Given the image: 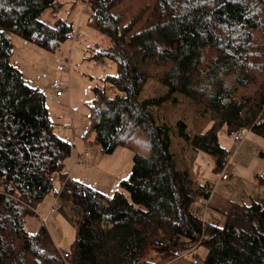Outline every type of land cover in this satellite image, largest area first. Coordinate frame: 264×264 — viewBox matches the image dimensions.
Returning a JSON list of instances; mask_svg holds the SVG:
<instances>
[{
    "label": "trees",
    "instance_id": "obj_1",
    "mask_svg": "<svg viewBox=\"0 0 264 264\" xmlns=\"http://www.w3.org/2000/svg\"><path fill=\"white\" fill-rule=\"evenodd\" d=\"M122 1L88 0V24L110 42L89 59L115 65L102 83L120 92L108 97L104 87L92 88L88 129L105 154L118 145L133 150L121 191L104 195L65 179L73 144L59 135L43 92L10 61L9 32L46 50L66 40L72 23L39 20L62 3L0 0V264H64L43 224L34 234L25 227L54 190L53 174L63 180L59 197L78 218L71 264H158L149 250L165 258L199 245L206 247L199 264H264V207L233 203L219 210L222 225L195 215L208 184L196 185L178 167L170 127L150 109L177 102L178 93L210 112L203 132L191 133L183 119L173 127L192 149L211 155L217 171L228 160L220 129L231 135L248 127L264 138V0H155L148 13L144 6L126 22L113 13ZM148 78L166 92L141 99ZM256 178L264 185V167ZM158 233L174 241L160 242Z\"/></svg>",
    "mask_w": 264,
    "mask_h": 264
},
{
    "label": "rangeland",
    "instance_id": "obj_2",
    "mask_svg": "<svg viewBox=\"0 0 264 264\" xmlns=\"http://www.w3.org/2000/svg\"><path fill=\"white\" fill-rule=\"evenodd\" d=\"M56 1L62 3L58 12L46 9L39 20L52 23L56 18L64 19L72 23L73 28L78 27L81 39L75 42L66 39L53 50H46L9 32L13 44V55L10 61L17 65L27 84L43 92L46 108L50 112L49 116L58 128L62 124L70 123V118H72L75 128L74 135L69 129H60L59 135L62 137L66 135L69 138L73 144L72 154L75 152V140L85 143L86 148L84 149L88 152L86 158L88 161L74 165L76 166L74 174L76 179L92 188L93 191L111 195L115 191H121L119 181L127 179L130 174L133 150L124 145H118L112 153L105 154L93 141V133L88 129L92 88L97 85L104 87L108 97L120 94L107 83H102L105 75L115 73V65L106 59L102 61L89 59L94 48L106 47L110 42L107 37L94 31L88 24L89 10L86 1ZM154 2L155 0H123L113 9V13L120 12L123 21L126 22L144 6L145 13H148ZM68 63L70 64L69 73L58 71V65L67 66ZM59 80L64 88H69V96L67 92H64L62 99L54 97L56 96L55 91L50 86L53 81ZM145 82L140 94L141 99L160 96L166 92V87L155 78H148ZM174 96L177 102L167 100L159 106H151L150 109L158 122H164L170 127V150L175 156L178 167L188 168L195 184L208 183L214 186L215 195L213 202L209 203L206 209V219L212 215L222 225L223 218L219 210L233 203L249 205L255 201L264 207V185L259 184L256 178L264 167V158L261 156V152L264 151V138L248 129L247 136L237 147L226 129H220L217 133L218 141L228 152L227 161L229 162L227 170L224 171L227 179L221 180L219 175L222 169L217 171L212 156L204 151L192 149L189 143L184 142L175 134L173 127L177 120L183 119L188 124V130L198 134L210 126L211 113L206 111L202 105L185 98L184 95L175 93ZM74 158L69 156L73 162ZM67 178L68 176L65 179ZM53 186L59 188L60 179L56 178ZM51 197H53V191L37 204L35 214L26 218V230L34 234L40 224H43L57 248L61 251H70L78 226L75 208L58 196V198L55 197L54 202H59L61 209L49 214V208L54 203L51 202ZM156 238L165 243L174 241V239L162 237L160 233ZM173 252H169L165 258H159L155 255V251L149 250L147 257H154L158 264H199V260L205 255L206 247L199 245L190 251L183 250L179 256L173 255Z\"/></svg>",
    "mask_w": 264,
    "mask_h": 264
},
{
    "label": "built area",
    "instance_id": "obj_3",
    "mask_svg": "<svg viewBox=\"0 0 264 264\" xmlns=\"http://www.w3.org/2000/svg\"><path fill=\"white\" fill-rule=\"evenodd\" d=\"M85 1H86V3H88V0H84V2ZM66 39L71 40L72 42H75L76 40L81 39V33L78 30L77 26L74 27L72 30H70L66 34ZM57 69H58V71H61V72H64V71L68 72L70 70V64L68 63L67 66L64 64L58 65ZM50 86L55 91L56 96H61L66 90V88H64V86L62 85V82L60 80L59 81H53ZM61 128H63V129L68 128L72 132H74V127H73L72 122H70L69 124H65V125L62 124ZM248 129H249L248 127H242L240 129H238L237 131H235L233 134H231L232 140L234 141V144L237 147L239 146V144H241V142L247 136ZM83 155L86 157L88 155V153L84 152ZM75 163L76 164L83 163V159L80 157V155H77V157L75 159ZM228 165H229V162L227 161L221 170V173L219 175V179H221V180L227 179V175H226V173H224V171L227 170ZM56 178H58L57 175H55V174L50 175L49 181L54 183ZM62 182H63V180H60L61 185L63 184ZM205 192L208 194L207 197L201 198V199L198 198L194 204V214L201 217L202 220H206L205 219L206 209L208 207V204L213 202L212 199H213V196L215 195L214 186H212L211 184H208L207 188L205 189ZM60 209H61V205L59 202L56 201L50 206L48 213L49 214L56 213V212L60 211ZM179 253L181 254L182 252L176 250L173 252V255L179 256L180 255ZM59 256L61 257L60 259L63 260L64 264H71V256H70V253L68 251L59 250Z\"/></svg>",
    "mask_w": 264,
    "mask_h": 264
},
{
    "label": "crops",
    "instance_id": "obj_4",
    "mask_svg": "<svg viewBox=\"0 0 264 264\" xmlns=\"http://www.w3.org/2000/svg\"><path fill=\"white\" fill-rule=\"evenodd\" d=\"M73 26V25H72ZM16 65V64H15ZM17 66V65H16ZM67 73H69V71L67 72ZM110 74H113V73H110ZM68 75V74H67ZM23 78H24V76H23ZM67 87V86H66ZM65 92H67V95L69 96V88L67 87V89H66V91ZM64 93L61 95V96H54L56 99H62L63 97H64ZM70 122H72V124H73V120H72V118H70ZM69 124V123H68ZM73 127H74V124H73ZM60 129H63V128H61V126H60V128H58L57 127V130H58V132H59V134H60ZM64 129H66V128H64ZM68 129V128H67ZM70 130V129H69ZM73 133V135H74V133H75V128H74V132H72ZM70 135V134H69ZM64 138H66L69 142H70V140H69V138L66 136V135H64ZM74 146H75V152H74V154H72V151H70L71 152V154H70V157L71 156H73V158L75 157L76 158V156L77 155H80V157L83 159V161L84 162H87L88 160H86V158L88 157V155L85 157L84 155H83V153L84 152H87V150L86 149H84V148H86L85 147V143L84 142H79V141H74ZM88 153V152H87ZM75 158H74V162H73V160L72 159H69V157L65 160V165H64V169H63V172L64 173H66V176H68V178L69 179H73V180H76V181H78L76 178V175H74L75 173H76V171H75V168H76V166H74V165H77L76 163H75ZM213 159V158H212ZM74 163V164H73ZM72 167V168H71ZM183 169H187L188 171H189V173H190V175H191V172H190V170L188 169V168H183ZM73 176H75V178H73ZM191 178H192V175H191ZM82 183V182H81ZM197 184V183H196ZM208 184V183H207ZM197 185H201L200 183H198ZM60 188H61V184H60V186H59V188H54V190H53V197H51V202L53 203L54 202V200H55V197L56 198H58V196H59V191H60ZM51 203V204H52ZM210 210H211V208H210ZM34 211H35V209H34ZM60 250V249H59Z\"/></svg>",
    "mask_w": 264,
    "mask_h": 264
}]
</instances>
